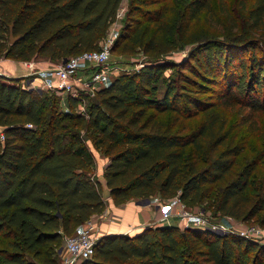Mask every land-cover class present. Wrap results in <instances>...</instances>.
<instances>
[{"label": "trees", "instance_id": "1", "mask_svg": "<svg viewBox=\"0 0 264 264\" xmlns=\"http://www.w3.org/2000/svg\"><path fill=\"white\" fill-rule=\"evenodd\" d=\"M134 1L126 17L142 21L134 19L133 31L123 30L115 46L120 38L134 39L139 48L158 55L178 47L189 36L190 23L213 4L189 0L183 8L160 4L145 10ZM223 2L216 0L218 6ZM239 2L244 32L253 29L264 37V0H252L249 6L246 0ZM122 3L0 0V59L29 62L41 57L58 64L99 49ZM10 31L21 38L10 43ZM256 41L220 40L203 32V38L193 40L198 46L192 64L148 62L134 73L119 74L97 91V102L88 98L85 115L77 111L79 99L56 91L49 96L0 74V236L8 239L6 248H0V264H59L65 236L104 209L106 199L88 142L109 158L103 179L115 205L154 196H178L191 209L200 203L203 185L222 178L239 150L221 151L198 170L189 163L187 147L197 148L202 137L219 136L215 112L185 135L174 132L171 117L163 120L159 114L198 110L206 102L195 94H207V84H220L222 98L215 106L244 100L249 108L264 111V41ZM174 69L175 81L160 92L158 81ZM63 102L65 109L60 108ZM250 176L247 168L224 188L216 211L249 220L239 200L252 187ZM259 206L263 209L264 202ZM263 257V245L235 234L181 231L161 224L133 236H102L94 255L81 264H262Z\"/></svg>", "mask_w": 264, "mask_h": 264}, {"label": "rangeland", "instance_id": "2", "mask_svg": "<svg viewBox=\"0 0 264 264\" xmlns=\"http://www.w3.org/2000/svg\"><path fill=\"white\" fill-rule=\"evenodd\" d=\"M155 1V4L153 3L144 6L142 0H135L134 4L145 10L153 9L160 4H165L167 6H181L183 8L189 0ZM251 2L252 0H246L248 6ZM223 3V6H218L216 0H213L212 7L207 13L201 15L199 20L190 23L187 35H191V38L185 36L179 41L178 47L158 55L145 52L142 48H139L134 44V39L120 38L119 43L115 46L116 41L123 30L125 32L133 31V25H137V23H135L136 20L134 19L142 21V18H137L135 16L126 17L130 0H123L121 6L124 10L123 16L110 26L108 29L109 32L100 46H106L109 39H114L110 48L109 66L114 67L115 69L117 68L119 75L134 73L135 71H138L142 65L148 62L160 63L167 61L177 64L186 61V63L188 62L192 64L190 58L192 57L193 49L198 46V44L193 43V40L203 38V32H207L208 37L210 38L220 40H225L226 38L227 41L235 40L238 42H245L253 39L257 40L256 42L258 44H261V41H264V37H260L256 30H248L246 32L247 35L244 32L245 28L241 25L239 18V13L241 11L239 0H225ZM142 25H145V22L140 24V26ZM229 32L231 33V36L227 35ZM246 56L248 57V55ZM195 59H198V57H195ZM39 61L48 62L52 66L57 63L55 61L53 63L52 61L41 57L34 58L28 63ZM175 71L176 69L166 70L164 72L163 78L158 81L160 92L165 90L167 84L175 81ZM183 72L185 73L187 71L183 70ZM47 76L46 78L50 79L45 80V83L53 87L55 85L53 78ZM32 80L33 77H28L19 80V82L20 85L24 87H32ZM219 85L220 84H207V94H195L199 101L206 102L198 110L194 111L190 110L189 107H186V110L182 113L184 116L174 112H167L165 114H159V117L163 120H168L171 117L174 124V132L178 131L179 134L185 135L196 130L199 125L203 123L206 124V121H208L207 118L215 112L217 115L215 131H217L216 133L219 136H214L210 140H208L207 137H202L200 140V146L197 148L188 146L187 151H189V163H194L193 165H195L198 170H202L207 166V163H209V159L214 158L221 151L236 148L239 150V154L233 157L234 164L232 168L225 173L222 178L203 185L201 195H203L204 198L192 208L196 211H202L205 216L213 218L216 221L226 222L229 226H232V224L236 226L244 224L260 225L261 227H264V208L261 209L259 206L264 202V111L249 108L244 100L241 104H238L233 100H226L223 106H215V104L219 103L217 100L222 98L218 95V92L220 91ZM33 89L50 93L48 94L49 96L52 93H55L53 88L34 87ZM60 105V108H66L64 102ZM88 143L90 144L91 142ZM201 157H203V161H199ZM247 168L250 170L252 187L239 200V203H244L243 209L246 211L245 214L246 217H249V220L243 222L241 219L231 217L232 221L229 222V220L224 218L226 216H223L222 213L216 211L219 204V197L224 188L242 175ZM7 240L6 237L0 236V248H6ZM64 256L65 251L62 249L60 261ZM251 257H253V253L251 254ZM82 262L84 261H79L77 264H81ZM261 262L264 264V257ZM59 264H61V262Z\"/></svg>", "mask_w": 264, "mask_h": 264}, {"label": "built area", "instance_id": "3", "mask_svg": "<svg viewBox=\"0 0 264 264\" xmlns=\"http://www.w3.org/2000/svg\"><path fill=\"white\" fill-rule=\"evenodd\" d=\"M123 12L121 7L117 12L115 21L123 16ZM113 42L114 39H109L106 46L81 52L56 64L51 70L55 85L52 87L44 83L43 88H53L64 98L71 96L74 99H79L77 111L85 115L88 98H94L101 87L107 86L118 75V69L109 66L110 48ZM0 140H3L1 133ZM164 206L165 210L161 214L159 223L152 226L165 224L168 220L174 219L175 226L181 231L198 230L219 235L235 234L246 240L264 245V227L259 225L242 224L236 226L232 224L229 226L226 222L216 221L205 216L202 211L188 208L178 196L168 199ZM224 218L229 222L232 221L231 217ZM94 232L95 225L88 220L78 228L77 232L71 236H65L63 241L65 256L62 257L61 264H77L79 261L90 259L94 255L95 244L98 240L94 236Z\"/></svg>", "mask_w": 264, "mask_h": 264}, {"label": "crops", "instance_id": "4", "mask_svg": "<svg viewBox=\"0 0 264 264\" xmlns=\"http://www.w3.org/2000/svg\"><path fill=\"white\" fill-rule=\"evenodd\" d=\"M54 66L45 61L28 63L2 58L0 59V74L19 79L33 77L32 87L43 88L45 80L50 79L46 76L52 77L51 70ZM89 148L94 154V174L99 180L103 177V171L109 163V158L95 151L92 144H89ZM166 201L154 196L148 199H132L121 205H115L112 199L108 198L104 209L89 219L95 225L94 236L99 239L106 235H136L143 228L159 223ZM165 224L176 225L174 219L168 220Z\"/></svg>", "mask_w": 264, "mask_h": 264}, {"label": "water", "instance_id": "5", "mask_svg": "<svg viewBox=\"0 0 264 264\" xmlns=\"http://www.w3.org/2000/svg\"><path fill=\"white\" fill-rule=\"evenodd\" d=\"M21 37H14L13 36V33L10 31V36H9V39H10V43H14L15 41L19 40ZM93 100L95 102H97L96 98L94 97ZM101 185H102V188H103V198L104 199H108L110 197V194H111V191L106 187L105 185V181L103 179V177H100L99 179ZM146 228V227H145ZM144 229V228H143ZM142 229V230H143ZM124 235V234H123Z\"/></svg>", "mask_w": 264, "mask_h": 264}]
</instances>
